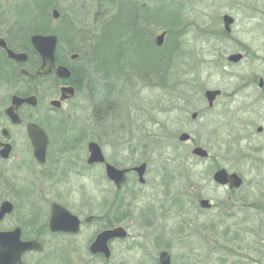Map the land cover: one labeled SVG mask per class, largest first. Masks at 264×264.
I'll use <instances>...</instances> for the list:
<instances>
[{"label": "rangeland", "instance_id": "obj_1", "mask_svg": "<svg viewBox=\"0 0 264 264\" xmlns=\"http://www.w3.org/2000/svg\"><path fill=\"white\" fill-rule=\"evenodd\" d=\"M14 1L17 5L25 0L4 1L6 9H11L6 21L22 26L21 20L31 9L14 6ZM52 2L48 17L53 31L61 35L59 55L66 48L80 46V33L103 32L102 24L110 21L113 9L119 10L110 0ZM123 2L124 16L132 15V4L144 11L139 7L143 2L145 16L155 17L144 27L153 39L164 32L163 58L152 49H157L156 42L146 48L142 41L128 37L116 49L117 40L101 37L100 64H95L98 95L92 98L86 88L70 103L67 127L71 142L77 145L79 166L85 167L86 144L95 141L106 160L117 167L146 162L145 183L135 176L129 178L130 199L123 197L125 191L116 193L102 165L86 167L81 174L77 171L79 176L71 170L64 201L75 213L101 214L92 226L97 228L113 221L119 203H128V217L118 223L128 226L130 237L114 245L109 264H155L153 253L160 249L170 252L172 264H264V130L262 134L255 131L257 126L264 129V102L258 98L256 83L251 82L264 78V0ZM171 4H175L174 20L170 21L171 13L155 16L149 12L155 6L166 10ZM52 9L59 11L58 18L51 17ZM224 14L234 19L227 34ZM63 20L71 22L69 32L58 29ZM237 52L244 57L237 64L229 63L228 55ZM102 64L108 67L109 78ZM158 76L166 77L164 85ZM182 78L188 84L173 88ZM245 82L251 83L242 87ZM213 88L224 95L211 110L202 93ZM236 89L240 90L230 94ZM197 109H201L200 116L192 122L191 112ZM181 132L189 133L190 139L179 141ZM193 146L206 149L209 157L193 155ZM218 167L239 174L242 186L229 191L214 184L211 175ZM197 197L208 199L211 208H199ZM91 231L87 229L71 247L72 264H105L87 255L84 244ZM136 242L144 243L143 250ZM144 250L150 251L143 255ZM52 264L64 263L53 256Z\"/></svg>", "mask_w": 264, "mask_h": 264}, {"label": "flooded vegetation", "instance_id": "obj_2", "mask_svg": "<svg viewBox=\"0 0 264 264\" xmlns=\"http://www.w3.org/2000/svg\"><path fill=\"white\" fill-rule=\"evenodd\" d=\"M4 1L0 0V247L3 249L0 264H52L53 256H56L64 264H72L70 259L73 258L71 255L74 253L71 251V247L76 246V239L87 229L89 231L92 229L90 233L88 232L84 244L87 255L97 263L109 264L114 255V245L124 244L128 241L130 237L128 226L119 224L116 216L115 218L112 217L113 221L108 225L105 224L100 228L92 227L101 220L103 217L101 214L75 213L64 201L68 197L67 173L69 171L74 170V173L78 175L77 171H80L81 174L86 167L94 168L102 165L105 173L104 163H87L89 156L88 143L90 141L86 144L85 167L78 165V160L75 157L77 145L71 142L68 134L70 129L67 127L71 119L70 103L81 94H84L86 88L88 89V95H91L92 98L96 99V95H98L97 79L95 78L97 70L95 68L96 65L100 64L97 63V59L100 58L97 53L103 43L101 40L102 31L80 33V46L73 41L71 44L78 47L66 48L62 55H59V36L52 32L53 21L48 17L49 7L40 13V20L33 17H24L21 20L24 24L17 26L18 22L7 23L6 14H9L11 9H6ZM15 3L14 1V6L24 5L32 8L35 0H25L24 2H18L17 5ZM51 3L52 0H43V5L49 4L47 6H50ZM142 4L143 2L139 4L140 8H142ZM178 8L181 9V4L178 5ZM20 10L17 9V11ZM53 10H51L52 18H54ZM113 10L116 11L110 14V21L113 24L111 38L118 41L115 48H121L128 37L133 40H140L143 42L144 47L151 48L149 43L150 46L153 45L158 35L154 39L150 38L148 27H144V24L155 21V17L145 15H142V17H138L140 15L127 17L122 13H117L118 9ZM223 16V31L227 34L231 30L234 19L232 17L229 31H226ZM25 20L33 21V23H27ZM139 22L142 24L136 25ZM70 23L68 20H63L58 29L62 33L65 30L69 32ZM35 24H38L41 32H29L35 28ZM120 29L125 33L121 34ZM33 34H52L57 38L54 64L48 73L38 71L42 65V59L31 43L30 37ZM156 48L158 50L152 49L157 53L158 58L162 60V47L158 46ZM8 50L21 55L22 59L9 56ZM243 57L242 54L241 59ZM239 61H229V63L237 64ZM117 64L115 62V66ZM58 66H65L69 74L65 76L58 75L56 73ZM251 82L256 83V89L259 91L258 96L260 95V97H257L260 100L263 99L264 102V78L259 77L257 82ZM251 82H245L248 84L243 83L242 87L248 86ZM209 90L220 91L211 101L207 100L202 93L206 107L214 110L219 105V100L224 93L218 88ZM239 90L236 89L230 94L235 95ZM230 94H225V97H229ZM193 112H197L198 116L195 119L191 118L192 122L200 116L201 109ZM263 130L262 126H257L255 131L257 134H262ZM41 146H45L44 160L38 159L35 153L36 148ZM105 161L108 162L106 158ZM143 162L130 167H119L130 168V170L126 173V178L120 187H116L109 180L116 193L123 194L120 192L125 191L123 195L125 198L133 194V191H129L130 189L127 188V184L129 178L133 176L138 181V176L131 168ZM146 169L147 163L145 173ZM211 181L218 186L226 187L229 191L237 190L242 186L230 189L228 185H219L213 181L212 175ZM132 198L133 196L130 197V199ZM197 198L199 208L202 210L211 208L208 199L210 207L202 208L199 201L205 198ZM81 210L83 209L81 208ZM127 210H130V208ZM65 211L79 219L80 223L77 231H69L63 226L54 229V217H64ZM126 217L128 216L126 215L124 218ZM141 224L147 225L145 220H142ZM117 226H122L126 231V235L108 241L109 256L106 258L102 253H93L90 245L95 237L101 231ZM136 243L143 250L144 243ZM26 246L29 248L23 249ZM144 251L143 255L150 250ZM162 251L167 250L160 249L155 255L152 251L155 264H160L159 254ZM167 252L170 256V264H172L171 254L169 251Z\"/></svg>", "mask_w": 264, "mask_h": 264}, {"label": "water", "instance_id": "obj_3", "mask_svg": "<svg viewBox=\"0 0 264 264\" xmlns=\"http://www.w3.org/2000/svg\"><path fill=\"white\" fill-rule=\"evenodd\" d=\"M59 16V12L54 9L53 10V17L56 19ZM223 20L225 22V30L229 31V25L232 23V17L229 15H224ZM164 38V32L160 33L156 37V44L157 46L162 45ZM31 43L34 46V48L37 50L39 55L42 59V65L39 68L40 73H48L50 72V69L52 68L54 64V51L57 44V38L55 35L48 34V35H42V34H33L30 37ZM9 56H12L16 59H22L21 55L14 54L10 50H8ZM242 54L241 53H232L228 55L227 60L231 62H237L241 59ZM56 73L60 76H65L69 74L68 69L65 66H58L56 68ZM219 90H205L203 92L205 98L209 101H211L214 96L219 94ZM191 118L195 119L198 116L197 112L191 113ZM190 139V134L186 132H181L178 135V140L181 142L188 141ZM44 147H37L35 150V153L37 154V158L40 160H44ZM88 152L89 156L87 158L88 164L93 163H104L105 166V175L108 180H110L116 187H120L121 184L124 182L126 178V173L130 170V168H119L114 166L113 164H110L105 161V157L101 151V148L99 144L95 141H90L88 143ZM191 153L195 156L201 157V158H207L209 156V153L206 149H204L201 146H194L191 149ZM146 163H141L137 166L132 167L138 176V182L144 183V173H145ZM212 179L214 182H216L219 185H228L230 189L232 188H239L242 183V177L237 174L236 172H228L225 168L220 167L217 168L212 173ZM199 205L202 208H209L210 204L207 199H201L199 201ZM57 216V215H56ZM64 217L62 218H55L53 219L54 222V229H58L59 227H65V229L69 231H77L79 228V219L65 211ZM64 221V225H63ZM59 225V226H58ZM126 235V231L122 226L113 227L110 229H106L101 231L94 239V241L90 245V249L93 253H102L106 258L109 256V250H108V241L113 238H120L124 237ZM29 248L28 246L23 247V249ZM3 255V249L0 247V259ZM159 262L160 264H170V256L167 251H162L159 254Z\"/></svg>", "mask_w": 264, "mask_h": 264}, {"label": "trees", "instance_id": "obj_4", "mask_svg": "<svg viewBox=\"0 0 264 264\" xmlns=\"http://www.w3.org/2000/svg\"><path fill=\"white\" fill-rule=\"evenodd\" d=\"M110 1H111V4L113 6L117 4V6H118L117 8H119V10H118L119 13H123L124 12L125 3L123 2V0H110ZM111 4L109 3L107 5L110 6ZM47 5H49V4H47ZM47 5L46 4L43 5V0H35L34 7L30 8L31 9V13L27 17H33L36 20H40L39 19L40 18V13L44 9H46L47 7H49ZM53 5L54 4L52 2L50 4V6L52 7ZM132 5H133V8H134L133 9L134 11L132 10V15H134V16L139 15L140 13L143 14V15H145L144 11L147 12L144 9V7H145L144 4L141 5V7H142V9L144 11H139L138 10V4L137 5L132 4ZM171 6H172L171 8H167L166 10L163 9V6H155L154 8H151V9L149 8V12L150 11L154 12V15L155 16H160V15H164L165 16L167 13H171V15H172L171 17H173L172 19H170V21H171V20H174V15H176V12H175V4L174 5L171 4ZM17 14L18 15H21L19 12H17ZM168 16H170V15L168 14ZM25 21L27 23H31V24L33 23V21H30V20H25ZM166 23H169V22H166ZM102 25H103V26H101V27H103L102 28V30H103L102 37H105L107 39L112 40V38H111V32H112V29H113L112 28L113 24H111V21H109L107 24H102ZM34 27L35 28H33L32 30H30L29 32H41L40 29H39L38 24L37 25L35 24ZM52 32L54 34H57L59 37L61 36L58 31H57V33L55 31H52ZM102 45H103V43H102ZM57 57H59V56H57ZM102 67H103L102 70H104L103 74L105 73L108 76V78H109L110 77L109 76V73H107V72H109L108 67L106 66V64H102ZM110 73H111V70H110ZM158 77H159V82H161V85H164V82L166 81V77H162V78H160V76H158ZM183 84H188V80H185V79L182 78V79L178 80L175 84H173L172 87L175 88V87H178V85H183ZM184 87H187V86H184ZM119 200H121V198ZM121 201L123 202V200H121ZM127 209H128V203H125L123 206H121L120 203H119V205L117 207V210H116V212H117V222L121 221L124 218V216L127 214V212H126Z\"/></svg>", "mask_w": 264, "mask_h": 264}]
</instances>
